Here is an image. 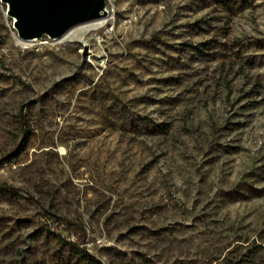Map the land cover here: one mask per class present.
Instances as JSON below:
<instances>
[{
  "label": "rangeland",
  "instance_id": "1",
  "mask_svg": "<svg viewBox=\"0 0 264 264\" xmlns=\"http://www.w3.org/2000/svg\"><path fill=\"white\" fill-rule=\"evenodd\" d=\"M104 1L28 45L0 3V264H264V0Z\"/></svg>",
  "mask_w": 264,
  "mask_h": 264
},
{
  "label": "water",
  "instance_id": "2",
  "mask_svg": "<svg viewBox=\"0 0 264 264\" xmlns=\"http://www.w3.org/2000/svg\"><path fill=\"white\" fill-rule=\"evenodd\" d=\"M22 42L57 41L79 25L107 15L104 0H0Z\"/></svg>",
  "mask_w": 264,
  "mask_h": 264
},
{
  "label": "trees",
  "instance_id": "3",
  "mask_svg": "<svg viewBox=\"0 0 264 264\" xmlns=\"http://www.w3.org/2000/svg\"><path fill=\"white\" fill-rule=\"evenodd\" d=\"M223 10L230 12L232 14L243 12L250 7V2L252 0H214ZM73 229L80 231L79 228L73 227ZM80 253H83L84 257L92 260V257L87 254L83 249H78Z\"/></svg>",
  "mask_w": 264,
  "mask_h": 264
},
{
  "label": "bare ground",
  "instance_id": "4",
  "mask_svg": "<svg viewBox=\"0 0 264 264\" xmlns=\"http://www.w3.org/2000/svg\"><path fill=\"white\" fill-rule=\"evenodd\" d=\"M104 22H105V18L99 19V20H95V21H92V22H88V23L79 25L77 27H74L73 29L69 30L64 36H62L59 39V41L62 40V39L63 40H65V39L73 40L75 38H78L85 28H89V27H93V26L96 28V27L102 25ZM22 43L25 44V45H28L30 42H22Z\"/></svg>",
  "mask_w": 264,
  "mask_h": 264
}]
</instances>
